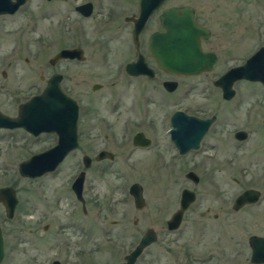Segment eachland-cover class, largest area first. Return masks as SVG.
<instances>
[{"label":"flooded vegetation","instance_id":"obj_1","mask_svg":"<svg viewBox=\"0 0 264 264\" xmlns=\"http://www.w3.org/2000/svg\"><path fill=\"white\" fill-rule=\"evenodd\" d=\"M143 1L146 5H153L155 7L147 16L144 25L138 32L137 40L134 36V20L140 15L142 0H25L12 12H0V147L3 142H6L5 146H14L22 150L29 151L31 148H35L31 150L28 155H25L17 161L18 170V164L21 161L36 153L45 151L57 143L58 137L53 130H38L35 132L27 129L21 124L8 125V120L5 119L6 117L17 118L20 113V107L34 95L40 93L54 73L61 74L62 86V80L64 78L63 73L54 69L59 61L66 59L83 60L85 57L84 48L81 46L80 41L73 45L63 46L57 49L51 56L46 57L45 49L51 42L48 40L47 46H44L43 32L46 30L52 31V28L48 26L49 23H58V26L61 27L64 33L71 29V23L74 22L75 27H73V29L81 32L83 30L81 25L82 21L90 19L96 20L99 25V35L105 36V40L102 39V41L99 42V47L103 46L102 54L105 60L109 59L107 55L109 51H111L108 47V38L113 35L119 36L125 32L124 30L128 29V46L126 49L122 47L123 40L120 37L122 40L121 45L116 47V49L118 50L117 54L126 52L129 53V55L131 53V56L124 61L120 60L119 63L114 66V73L109 76L112 77L109 87L111 85L119 86V90H117L115 94H120V97L114 95L118 98L114 97L117 99L112 101L113 109H116L114 111H119L118 108L121 107L123 110L126 109L130 112V104L129 107H126L124 103L121 102L123 93L126 94L128 99H130L131 92L133 93V98H137L139 95L141 103L146 102L145 107H147V104L151 102L159 103L160 97L164 95L163 93L167 96L169 95L171 100L180 102L194 89L204 92L206 90L202 88L205 86L204 84H198L196 81L190 83L188 77L208 74L214 71L219 64L220 54H235L241 51L247 56L237 63L228 65L211 80H208L211 82V89L208 96H216V100L219 104L215 107L216 109L208 113H199L198 111H191L186 107L177 106L171 112L164 115L158 123L151 118V121H147L145 127L134 128L135 122L130 118H128L126 127L124 128L111 126L99 127L93 132L99 135L96 138L102 140V146L93 154L92 152H88L85 147L88 132L81 127L80 119L82 113L80 102L62 86L63 90L72 96L78 104V145L73 150L78 149L80 151V163H78L77 166L80 164L81 166L71 182H69L68 187L73 194L74 200L80 205L83 214L86 215L89 202L85 193V182L88 173L93 167L95 168L94 172L96 173L97 180L102 182L103 174L108 171V169L110 172L113 171L118 179L124 176L122 174L123 171L130 173V167L132 165L131 159L136 151L144 152V150H146V153L143 154L145 160H150L153 155L157 157L161 173H164L163 171L166 170L165 167L169 166L174 160L178 161L184 155L193 153L192 167L187 168L184 173V176L191 181L192 185H183L181 187L175 208L170 211L168 216L164 217L162 223L164 229L167 231L162 233V238L166 239L170 233L179 231L180 228L185 225V220L190 218L194 225V229H199L204 238H208L217 245H220L224 237H229V230L231 227L238 225L240 229H243L244 233V229L246 225H248L247 222L250 220L249 223H257L258 228L262 230L259 232H251L247 238L244 237L245 240L233 234L232 239L234 241V246L237 245L238 249L237 251L236 249L234 250L235 253L238 252L235 256L244 254V257H246L245 252L248 246L249 261L253 264H264V260L256 262L251 261L252 247L249 241L252 235L264 237V81L261 78H236L231 83L230 89L232 93L229 97L224 95L223 86L216 82L224 72L231 67L242 64L250 55L264 52V0ZM182 5L190 6L193 9L194 21L207 29V34L205 36L200 35V45L203 50L212 52L216 56L215 64L210 70H204L196 74L170 72L160 67L155 58L149 53L148 43L151 34L154 31L164 30L160 22L161 12L170 6ZM18 12L20 15L17 14ZM42 23L45 24L44 27L40 26ZM149 26L152 27L148 29ZM40 39L42 41L41 44H43L41 48L38 47V41ZM66 47H80L83 57L81 59L77 57H60L55 61H51L60 49ZM138 55L141 56L140 62L138 61ZM132 63L135 64L133 68H130V64ZM40 65L45 66V68L40 69ZM49 67L51 71L48 69L46 71V68ZM185 83L184 93H182L181 89ZM246 83H254L256 87H244ZM91 87L92 89H98L102 88L103 84L101 82H94ZM109 87L107 89H111ZM115 89H117V87ZM243 92L245 94H242ZM253 92H257L259 95L251 99L250 95ZM112 96L113 94H111V97ZM176 110H181L183 112V114L179 116L182 121H186L183 115H192L200 119H212L208 128L200 138L198 147L190 148L184 153L179 151L170 134V130L175 128L172 125L171 117ZM232 118L239 120L238 123L233 125V128L231 127ZM142 119L145 121L146 116ZM143 123L142 121V124ZM166 123L168 126H166L163 132H161L162 134H160L161 126ZM147 128H149L148 131ZM150 129H153L152 132ZM138 132L143 134L144 137H142V140L148 138L147 144L135 142V135ZM161 135L167 137L170 143L169 146L173 151L168 157L170 160L167 159L160 148L153 149V155L150 153L151 146L154 147L155 145L156 147L160 144V140H162ZM251 142H253V144L250 145ZM231 146L234 147V155L239 156V158L232 159ZM202 147H205L202 149L205 150V154H203V157L198 158L197 152ZM73 150H70L52 170H47L35 176L21 175L18 170V174L19 176L35 180L40 190L38 191L39 196H37V198L43 199L45 196L43 188L46 186L48 178L53 177L52 175L59 166L65 162ZM102 150L108 153L106 152L101 158H97V155ZM85 157H89V159L86 160ZM204 157L206 164L203 161ZM201 160L202 162H200ZM112 166L114 167L112 168ZM202 167L204 170H208V175L206 177L208 189L206 192H203L201 188H199V184L203 181L204 177ZM81 171L84 172V179L82 182V196L78 198L72 188V182ZM189 171L194 172L195 175L193 177L187 176ZM163 177H165L164 174L162 178ZM230 179H233L234 182L238 184H243L240 186L239 190L235 191L232 199H230L229 188L226 185ZM135 182L141 184L140 181L129 182L126 187L115 184L104 203H106L107 206L109 205L110 209H113V211H120L119 213L121 215H127L129 212L130 198L135 209L145 207L147 200L144 186L141 184L143 198L141 205H137L134 196L130 192V186ZM96 187L98 189H96V192L93 194L95 195L96 209L99 211L100 202H103V196L101 195L102 192L99 190L101 187ZM184 188L191 189L194 193V198L183 210L179 224L176 227H170L169 220L180 206L181 194ZM246 189H255L257 191L255 193L258 195L257 198L236 205V197ZM62 194H64V197H67L65 192ZM16 196L17 202L12 216L7 215L6 207L0 200V206L3 210L4 219L6 220H12L16 214L17 204L19 203L17 192ZM56 198L55 202L60 204L63 198L61 196H57ZM205 199H209V203L205 206H200L204 203ZM164 201L167 204V200L165 199ZM37 204H43V201H37ZM193 204H195L196 207L192 208L191 206ZM251 209H257V214L253 213V211L250 212L249 210ZM50 213L51 211L49 210L43 215L47 216ZM254 214H256V216L252 218ZM40 219L41 218L37 219V223L40 222ZM121 219H123V217H121ZM118 222L119 218L113 220V223ZM133 222H137L136 218L133 219ZM48 225L49 223L45 222L43 227L47 228ZM149 228H152L156 232V229L151 225L148 226L144 232ZM0 230L3 247L2 261L5 254L6 243L4 228L1 222ZM144 232L137 238L134 246L139 242ZM156 239L142 249L133 264H135L142 255L147 253L148 247L155 242ZM134 246L132 248H134ZM131 249L123 255L121 260L113 264L124 261L125 255H127ZM258 252L260 257H264L263 244L258 248ZM222 254H225L224 251H222ZM211 255L212 254H209V257ZM54 260L55 259L52 260L51 264H53ZM182 263L183 262L180 261L177 264Z\"/></svg>","mask_w":264,"mask_h":264},{"label":"rangeland","instance_id":"obj_2","mask_svg":"<svg viewBox=\"0 0 264 264\" xmlns=\"http://www.w3.org/2000/svg\"><path fill=\"white\" fill-rule=\"evenodd\" d=\"M17 14L20 15L19 12ZM81 25L83 28L81 32L73 29L75 23L72 22L71 29L63 33L58 23H49L48 26L52 28V31L46 30L43 32V44L47 46L48 40L51 42L45 49L46 57L51 56L57 49L73 45L78 41H80L81 46L84 48L85 57L83 60H61L56 64L54 69L63 73L62 86L80 102L82 113L80 119L81 127L88 132L85 147L92 154L102 146V140L96 138L99 135L93 132L99 127L124 128L126 127L128 118L134 120V128L145 127L147 121H151V118L158 123L164 115L171 112L177 106L186 107L191 111H198L199 113L213 111V109H216L218 101L216 100V96H208L211 89V82L208 80H211L228 65L237 63L247 56L241 51L235 54H220L219 64L214 71L208 74L188 77L190 83L194 81L198 82V84L202 83L205 85L202 88L206 90L200 92V90L194 89L180 102L171 100L169 95L167 96L163 93L164 95L160 97L159 103L151 102L145 107L146 102L141 103L139 95L137 98H133V93L131 92L130 99H128L126 94L123 93L121 102L126 107H129L130 104V112L126 109L123 110L121 107L118 108L119 111H114L116 109H113L112 101L117 99V96L120 97V94H115L119 90V86L111 85L109 87L112 80V77L109 76L114 73V66L120 60L124 61L131 56V53L129 55L126 52L117 54L118 50L116 49V47L121 45L122 40V47L126 49L128 46V29L124 30L125 32L119 36H114L112 33L113 36L108 38V47L111 51L107 55L109 59L105 60L102 54L103 46L99 47V42L102 39L105 40V36L99 35L98 22L90 19L82 21ZM40 26L44 27L45 24L42 23ZM152 26H149L148 29ZM41 43L40 39L38 41V47L40 48L43 45ZM41 68H45V66L40 65ZM47 69L51 71L50 67L46 68V71ZM94 82H101L103 87L92 89L91 86ZM254 85V83H246L244 87H256ZM185 86L186 83L181 89L182 93H184ZM108 87L111 89H107ZM116 87L117 89H115ZM111 94H113L112 97ZM242 94L245 93L243 92ZM256 95L259 94L253 92L250 95L251 99ZM145 116L146 120L144 121L142 118ZM142 121L144 122L143 124ZM238 122L239 120L232 118L231 127L233 128V125ZM166 126H168L167 123L161 126L160 134H162L161 132H163ZM152 130L150 129L151 132ZM161 136L162 140H160V144L156 147L155 145L154 147L151 146L150 153L153 152V149L160 148L167 159L170 160L168 157L173 151L169 146V140L166 136ZM5 145L6 142H3L0 147V186L12 185L17 192L19 203L12 220L4 219L3 210L0 206V222L4 228L6 243L4 258L0 264H51L53 259H58L60 264H113L122 259L123 255L134 246L137 238L150 225L156 229L157 239L148 247L147 253L142 255L135 264H177L180 261L183 262L182 264H253L248 259V246L245 252L246 257H244V254L235 256L238 252L235 253L234 250L236 249L237 251L238 249L237 245L234 246L232 239L234 234L236 237L245 240L244 237L247 238L251 232L262 230L258 228L257 223H249L250 220L247 222L248 225H246L244 233L243 229H240L238 225L231 227L229 237H224L220 245H217L208 238H204L199 229H194L190 218L185 220V225L179 231L170 233L166 239L162 238V233L167 231L164 229L162 223L164 217L168 216L170 211L175 208L181 187L183 185H192L191 181L184 176V173L187 168L192 167L193 153L184 155L178 161L174 160L169 166L165 167L164 173H161L158 159L153 153L150 160H145L143 154L146 153V150L144 152L136 151L131 159L130 173L123 171L122 174L124 176L118 179L116 174L113 171L110 172L108 169L103 174L102 182L97 180L96 173L94 172L95 168L93 167L88 173L85 182V193L89 202L87 205L88 212L85 215L80 205L74 200L73 194L68 187L69 182H71L81 166V164L77 166L80 163V151L78 149L71 152L70 156L52 175L53 177L48 178L46 186L43 188L45 196L43 199L40 198L43 204L38 205L37 201L42 202L37 198L39 196L38 191H40L38 184L31 178L19 176L17 170V161L28 155L35 148L27 151L18 147ZM203 148L205 147L198 150V158L204 156L205 150H202ZM230 149L232 159L239 158V156H235L233 153L234 147L231 146ZM203 161L205 163V157ZM203 171L204 177L203 181L199 184V188L203 192H206L208 189L206 182L208 170L203 169ZM163 174L165 177L162 178ZM132 181H140L144 186L147 203L145 207L135 209L130 198L129 212L127 215H121L120 211H113L104 202H106V197L115 184L126 187ZM226 185L229 188L230 199H232L235 191L239 190L243 184H238L233 179H230ZM96 186L101 187L99 190L103 196V202H100L99 211L96 209V200L93 194L98 189ZM64 192L67 194V197H64V194H62ZM57 196L63 198L60 204L55 202ZM165 199L167 200V204L164 201ZM208 203L209 199H205L204 203L200 206H205ZM191 207L196 206L193 204ZM49 210L51 213L44 216L43 214ZM249 211L256 213L257 209ZM38 218L41 219L37 223ZM116 218H119V222L113 223V220ZM134 218L137 220L136 223L133 222ZM45 222L49 223L47 228L43 227ZM222 251H224V255ZM209 254L212 255L209 257Z\"/></svg>","mask_w":264,"mask_h":264},{"label":"water","instance_id":"obj_3","mask_svg":"<svg viewBox=\"0 0 264 264\" xmlns=\"http://www.w3.org/2000/svg\"><path fill=\"white\" fill-rule=\"evenodd\" d=\"M25 0H0V12H12ZM155 6H148L142 0L140 15L134 20V36L144 25L147 16ZM160 22L164 30L154 31L149 39V53L155 58L158 65L167 71L175 73H200L210 70L215 64L216 56L212 52L205 51L200 45V35H206L207 29L198 25L193 19V9L190 6H170L160 14ZM60 57L82 58L80 47H66L60 49L51 61ZM138 55V61H141ZM137 61V62H138ZM136 62V63H137ZM135 63L130 64L133 68ZM257 79L264 81V52L250 55L242 64L231 67L224 72L216 82L223 86L224 95L229 97L232 93L231 83L236 78ZM181 110H176L171 117L175 128L170 130L171 138L181 153L199 145L200 138L208 128L211 118L200 119L192 115H183L186 121L179 116ZM5 118V117H4ZM8 125H24L27 129L37 132L38 130H53L58 140L55 145L45 151L36 153L18 164L21 175L35 176L47 170L54 169L62 158L78 145V104L76 100L66 93L61 86V74L54 73L43 90L30 98L20 107L17 118L6 117ZM188 120V121H187ZM143 134L135 135V142L147 144L148 138L142 140ZM107 151L102 150L97 155L101 158ZM108 153V152H107ZM110 154V153H109ZM86 160L89 157H85ZM87 163V162H86ZM194 172L189 171L187 176L193 177ZM84 172L77 174L72 182V188L78 198L82 196V182ZM130 192L134 196L137 205L142 204V186L135 182L130 186ZM255 189H246L236 197V205L255 200ZM194 193L189 188H184L181 194L179 208L169 220L170 227H176L181 219L183 210L193 200ZM0 200L6 207L8 216H12L17 202L16 192L13 186H0ZM156 239V232L149 228L142 235L134 248L125 255V260L116 264H133L142 249ZM252 247L251 261L264 260L260 257L258 248L264 245V237L252 235L249 238ZM3 256L2 235L0 230V261ZM53 264H60L55 259Z\"/></svg>","mask_w":264,"mask_h":264}]
</instances>
